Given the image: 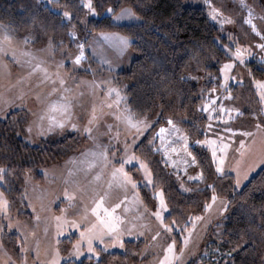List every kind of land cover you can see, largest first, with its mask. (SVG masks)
<instances>
[{"label":"rangeland","instance_id":"1","mask_svg":"<svg viewBox=\"0 0 264 264\" xmlns=\"http://www.w3.org/2000/svg\"><path fill=\"white\" fill-rule=\"evenodd\" d=\"M182 1L187 7L203 8L222 22L230 19L234 24L231 31L245 45L234 46L217 71L206 73L204 84L201 83L199 88V80L179 79L184 85L196 84L192 86V96L185 97L181 102L177 89L169 92L170 84L177 79L163 78L153 93L149 85L141 82L144 76L141 75V79L133 76L135 64L145 62L147 53L144 49H132V39L118 30L79 35L88 26L86 20H81L76 29L70 26L55 38L47 37L42 31L26 32L19 25L27 19L29 0L11 4L13 12L0 17V45L7 51V55L0 53V125L9 124L14 140L32 148H37L47 138H65L66 135H71L75 144L74 149H67L60 159L37 165L31 171L19 174L0 167L5 170L4 179L0 180V193L8 202L6 214L0 211V264H6L9 257V264H21L22 243L27 249L26 264H53L54 261L55 264H98L104 254L126 253L125 242L129 241L139 242L140 245L132 249L137 250V254L133 252L131 256V260L135 261L126 264H160L165 257L164 249L171 243L173 231L181 233V245L180 248L175 246L174 253L169 254L170 258L175 256L171 264H264V216H257V224L249 227L241 221L239 213L236 215L227 207L221 210L228 190L225 194L220 190L231 183L233 193H238L264 167V164H254L264 156V102L260 99L264 89L258 87V83H264V50L260 47L264 40L247 23L251 10L252 24L257 31L264 33V0H243L248 7H243L241 0ZM113 2L108 1L107 5L115 7ZM122 9L131 8L120 6L109 20L116 29L138 21L136 16L115 19ZM213 9L217 12L214 13ZM85 10L90 16L91 12L86 7ZM106 14L111 15L108 11ZM5 35L11 37V46ZM25 38H28V43H24ZM125 38L127 47L120 42ZM49 40L53 42L52 49L48 48ZM78 45L84 46V55L80 64H75L74 58L81 51ZM237 47L243 51V63L235 56ZM12 49L16 51L19 62L12 58ZM21 52H29L34 58L22 56ZM29 59L31 63H26ZM61 61L64 66L57 68ZM147 61L159 69L164 68L162 61L153 63L149 56ZM37 64H40V69L33 71ZM225 64L232 67L223 72L221 69ZM41 69L47 70V78ZM57 72L65 80L64 87L70 91H63L57 82V91L52 92V81L56 79ZM196 87L199 93L195 92ZM110 89L118 90L119 97L116 91L110 93ZM162 93L163 99L160 97ZM61 96L65 99L62 100ZM53 102L72 105V121L77 123V129L66 126L63 130L56 128L48 131L47 117L60 118L58 111H48L49 104ZM93 109L95 118L88 125ZM233 109H239V114ZM41 116H45L43 121ZM169 119L173 120L174 126L168 124ZM129 120L132 123L145 120L149 126L137 134ZM257 124L261 127L258 128ZM29 125L33 128L30 134L26 131ZM85 126L92 128V139L83 132ZM160 128H164L165 132L161 134ZM242 132L252 135L243 136ZM182 136L187 137V151ZM144 138L148 140L144 145L147 154L154 157L153 162L145 160L140 154L139 145ZM241 140L245 145L243 155ZM225 144L227 149L221 151ZM105 147L108 149L107 161L99 155H92V152L99 153ZM213 150L216 151L215 159ZM132 155L137 159L125 163L123 171L131 177L135 188L131 183L124 182L123 173L117 172L113 176V172L121 166L120 161ZM193 157L196 160L194 164ZM221 158L224 161L221 165L223 172L218 173L216 167ZM149 162L157 164L162 173L172 178L183 195L191 194L200 201L201 194L208 191L211 198L207 204L211 207L190 217L187 221L190 226L183 224L173 227L170 233L166 232L153 215L159 210L164 218L166 210L146 205L140 192H152L154 187ZM141 163L147 165V171L140 167ZM148 172L151 173L152 183H149ZM237 173L239 186L236 184ZM198 174H202L203 178L189 179ZM210 185L215 187L218 197L215 202L212 201L213 189ZM13 191L17 195V204L11 201L9 193ZM100 197H104L103 207L110 211L115 204H120L112 215L119 217L117 232L123 247L118 241L114 242L116 233L108 234L105 228L102 237L92 240L95 251L89 252L87 239L82 240L80 233L94 223L98 224L91 209ZM100 215L110 219L105 217L103 208ZM58 216L62 218L59 222L55 219ZM197 216L202 219L195 220ZM64 220L68 223H63ZM72 221L78 226H73ZM164 224L172 226L168 221ZM157 232L160 235L153 240ZM189 232L192 233L189 244L181 253L184 238ZM77 243L80 244L78 256L73 248ZM205 254L213 261L207 260ZM116 261L112 259L110 262Z\"/></svg>","mask_w":264,"mask_h":264},{"label":"trees","instance_id":"2","mask_svg":"<svg viewBox=\"0 0 264 264\" xmlns=\"http://www.w3.org/2000/svg\"><path fill=\"white\" fill-rule=\"evenodd\" d=\"M18 1L27 2L28 0H0V17L11 14L13 12L11 4ZM29 1V11L26 12L27 19L26 21L22 20L19 25L22 30L26 32L42 31L47 37L55 38L59 34L62 35L68 28L70 29V26H74L76 29L81 20H86L88 26L86 31L79 32V35L100 30H118L121 34L132 39L130 43L132 49H144L153 63L158 64L162 61L164 64L165 69H159L155 65L148 64L146 56L145 62L135 64L133 76L135 78L144 76V79L140 78L141 82L144 85H149L153 93L161 85L163 78L177 79L178 81L170 84L169 92L177 89L180 102L185 97L192 96V86L195 87L196 84L192 82L190 85H184L179 79L199 80L197 85L199 88L203 83V78H206V73L217 71L220 64L228 58L229 51L233 50L234 46L245 45L239 36L231 31L234 24L213 19V15L203 8L187 7L182 0H113L115 7L107 5L111 0H92L96 14L91 13L90 16L84 7L85 0H52L48 4L35 0ZM120 6H129L136 14L138 21L116 29L109 20ZM109 8L114 10L110 13L111 15L106 14ZM64 11L71 13V21L63 16ZM197 87L195 92L199 93L196 90ZM163 96L164 93L160 95L162 99ZM12 132L9 124L0 125V167L19 174L31 171L37 165L60 159L67 149L75 147L71 141L72 136L66 135L65 138H47L40 142L37 148H32L20 140H14ZM141 142H143L139 145L141 156L145 160L153 162L154 157L147 154L144 145L148 142L147 138ZM150 162L149 167L153 174L154 187L149 193L140 190L146 205L159 207L158 194L163 193L167 207L164 213V222L172 223V228L183 224L190 226L187 221L205 209L211 195L208 191L204 195L201 194L200 201L199 198L192 197L191 194L183 195L177 190L172 178L162 173L156 167L157 164ZM222 187L220 190L223 194L228 190V195H226L227 210L235 211L236 215L240 214L241 221L253 228L257 224V216H264V167L250 178L238 193H233L231 183L229 186ZM9 194L12 196L11 201L17 204L16 192L13 191ZM174 220L177 223L174 224ZM180 235L181 233L174 231L170 235V241L176 240L177 248H180L181 245ZM125 243L129 249L125 250L126 253L128 252L127 254H104L98 264H126L132 260L135 261L133 258L131 260V256L133 252L137 254V250L132 251V249H136L140 245L139 242ZM112 259L117 261L110 262Z\"/></svg>","mask_w":264,"mask_h":264},{"label":"snow or ice","instance_id":"3","mask_svg":"<svg viewBox=\"0 0 264 264\" xmlns=\"http://www.w3.org/2000/svg\"><path fill=\"white\" fill-rule=\"evenodd\" d=\"M49 2H52V0H49ZM241 4L243 7H248L246 4L243 3V0H241ZM84 7H86L92 14H96V9L95 7L93 6L92 4V0H85V4H84ZM114 10L109 8L108 9V12L109 13H112ZM213 12L216 13L217 10L213 9ZM251 15H252V12L251 10H249V20L247 21V23H249L252 27V31L253 32H256V35L260 36V38L262 40H264V33L262 32H259L257 31L256 29V26L254 24H252V21H251ZM63 16L66 17L69 21H71L72 19V16H71V13L69 11H64L63 12ZM136 16V14L131 10V9H122L121 12L115 16V19L119 20V19H123L125 17L131 19V18H134ZM216 18V15H213V19ZM223 22H227V23H231V20L230 19H227ZM69 35H74V33H69ZM231 39V37H230ZM5 40H7L9 42V46H11V37L10 36H7L5 35ZM121 44L125 47L128 46V41L127 39H122L121 41ZM24 43H28V38H25L24 40ZM54 47L53 45V42L51 40H49L48 42V48L49 49H52ZM83 45H78V48L81 49L80 51V54L79 55H76L75 58H74V63L75 64H80L82 58H83ZM261 49L264 50V44H261L260 45ZM0 53L4 54V55H7V51H5V49L3 48L2 45H0ZM21 55L22 56H27V57H30V58H34L32 57V54L29 53V52H21ZM242 55H243V51L241 48L237 47L236 51H235V56L237 59L240 60L241 63H243V59H242ZM12 58L14 60H16L17 62H19V59L16 55V51L14 49H12ZM26 63H31V59H29L28 61H26ZM64 65H63V62L61 61L58 65H57V68H62ZM40 64H37L35 65V68L33 69V71H35L36 69H40ZM232 67L231 64H225L224 67L221 69V71L223 72H226L228 69H230ZM42 71L45 72V77L47 78L48 77V73H47V70L46 69H41ZM227 79V76L225 77ZM57 82L59 83V85L61 86L62 90L67 92V91H70V89L64 87L65 85V80L63 79V77L60 76V73L57 72L56 73V79H54L52 81V84H53V88H52V92H56L57 91V88L55 87V85L57 84ZM258 87L261 88V89H264V83H258ZM110 93L112 91H116V95L117 97H119V91L118 90H115V89H110L109 90ZM61 99H65L63 96H61ZM261 102H264V92L261 93ZM71 107L72 105L70 103H64V104H60V105H57L56 103H50L49 104V107H48V111L49 112H59L60 113V118L57 119L55 116H48L47 119L49 120V124H48V131H53L54 129L56 128H59L61 130H63L66 126H70L72 129H77V123L73 122L72 121V112H71ZM110 107V105H109ZM233 111H236L238 114H239V109H233ZM95 118V109H93V116L92 118L89 119L88 121V125H91L93 123V120ZM45 119V116H41L40 117V120L43 121ZM264 123V122H262ZM129 124L132 128H135L136 129V133L137 134H141L143 129L147 128L149 125L148 123L145 121V120H141V121H137L136 123H132L131 120H129ZM168 124L169 125H173L174 126V122L173 120L169 119L168 120ZM39 126V125H38ZM257 127H261V124H257ZM231 131V129H229ZM26 131L30 134L32 133L33 131V128L31 125H29L26 129ZM83 132L87 133L88 134V138L89 139H92V128L90 126H85L83 128ZM165 132V129L164 128H160V133H164ZM19 134V133H17ZM241 135L243 136H251L252 133L250 132H242ZM161 139L163 140V136H161ZM181 139H183L185 141V151H187V137H181ZM197 143H202L201 141H197ZM209 143H212L214 144L215 142L214 141H209ZM244 141L241 140L240 141V150H241V154L243 155V149H244ZM97 148L100 147L99 144L96 145ZM228 145L225 144L223 145V147L221 148V151H225L227 149ZM173 151H175V149H173ZM125 152L127 153V148H125ZM92 155L93 156H101L105 159V161H107V157H108V149L107 147L103 148L99 153H96V152H92ZM188 155H191V153H188ZM213 158L215 159L216 157V151L213 150ZM132 159H137V157H135V155H132V156H129L127 160H121L120 161V168L119 169H116L114 172H113V176H115L117 174V172L119 173H123V176H124V182L125 183H131L132 184V187L135 188L136 185L135 183L132 181L131 177H129L127 175V173H125L123 171V165L125 163H128L130 162ZM196 162L195 160V157H193L192 159V163L194 164ZM223 158L220 159V163L217 165L216 167V171L219 173V172H223V168L221 167V165L223 164ZM254 164H264V156H261L260 158H258L256 161H254ZM91 167V165H90ZM140 167L144 168L146 171H147V165L144 164V163H141L140 164ZM4 172L5 170L3 168H0V180H3L4 179ZM148 175V180H149V183H152V180H151V173L148 172L147 173ZM99 177H97L98 179ZM202 174H198L196 177H189V179H195V180H199V179H202ZM236 184L237 186H239L240 184V180H239V173H237V180H236ZM209 187H212L213 189V196H212V201L215 202L218 197L215 195V187L210 185ZM65 195L67 196V193H65ZM159 198H160V208L161 209H164V210H167V207H166V204H165V201H164V198H163V193H159ZM69 199H71V197H69ZM103 200H104V197H100L97 201H95V207H93L91 209V212L92 214L96 217V220L98 221V224H93L91 228H87L85 229L84 231H82L80 233V236H81V239L84 240V239H87V242H88V251L89 252H94L95 249L92 247V240L94 238H100L102 237L105 232H104V229L106 228L107 229V233L108 234H112V233H116V240L114 242H119L120 243V246L123 247V242L122 241H119V233L117 232V228H118V222H119V217H113L112 213L115 211L116 208H119L120 207V204H115L111 211L108 209V208H104L103 207ZM211 207V205L209 204H206L205 205V211H207L209 208ZM226 207H227V203L226 202H222L221 203V210H226ZM8 208V202L4 199V195L3 193H0V211H4L5 214H6V210ZM103 208V211H104V214H105V217H109L110 219H105L104 217H102L100 215V209ZM153 215H155L156 219L160 221L161 225L164 227V230L166 232H172L173 229L170 225H167V224H164V220H163V217L161 215V212L158 210L156 212L153 213ZM55 219L59 222L62 220L61 217H55ZM195 220H200L202 219L201 217L197 216L194 218ZM63 223H68L67 220H64ZM173 223H177V221H173ZM72 224L73 226H78L76 224L75 221H72ZM9 227H11V224H9ZM58 227H60V224H58ZM193 227H195V225L193 224ZM185 231H187V228L184 229ZM160 233L157 232L153 237L152 239L155 240L157 238V236H159ZM191 235L192 233L189 232V235L187 237L184 238V247H182L180 249V252L183 253L185 248L188 246L189 244V240L191 238ZM101 242H103L101 240ZM175 245H176V240L175 239H172L171 243H169L167 245V247L164 249V252H165V257L163 260L160 261V264H171V259H174L175 256L173 255L171 258L169 257V254H173L174 253V248H175ZM73 248H74V254L75 255H80V244L77 243L76 245H73ZM26 252H27V249L26 247L23 245H21V249H20V259H21V264H26ZM5 255H7V253H5ZM58 255V253H57ZM98 255V253H97ZM11 261V258L9 257L8 258V261H6V264H9V262ZM12 264H14V262H12ZM53 264H55V261L53 262Z\"/></svg>","mask_w":264,"mask_h":264},{"label":"built area","instance_id":"4","mask_svg":"<svg viewBox=\"0 0 264 264\" xmlns=\"http://www.w3.org/2000/svg\"><path fill=\"white\" fill-rule=\"evenodd\" d=\"M204 257H206L207 260L213 261V260H211V258H208L207 254H205Z\"/></svg>","mask_w":264,"mask_h":264}]
</instances>
